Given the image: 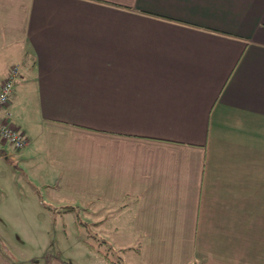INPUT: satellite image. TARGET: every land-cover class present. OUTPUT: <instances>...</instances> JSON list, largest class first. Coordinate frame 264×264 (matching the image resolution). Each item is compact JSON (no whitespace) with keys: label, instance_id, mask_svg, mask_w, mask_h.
<instances>
[{"label":"crops","instance_id":"0c3cea01","mask_svg":"<svg viewBox=\"0 0 264 264\" xmlns=\"http://www.w3.org/2000/svg\"><path fill=\"white\" fill-rule=\"evenodd\" d=\"M11 64L45 209L115 206L125 264H264V0H0Z\"/></svg>","mask_w":264,"mask_h":264},{"label":"rangeland","instance_id":"374dc122","mask_svg":"<svg viewBox=\"0 0 264 264\" xmlns=\"http://www.w3.org/2000/svg\"><path fill=\"white\" fill-rule=\"evenodd\" d=\"M28 102L35 103L32 98ZM33 111H30V116L26 113V121L21 122L15 114L9 119L23 133L29 134V127L36 118ZM5 145L9 144L0 141V153ZM29 172L31 170L18 160L0 156V245L10 259L24 264H44L48 256H58L69 264H117L115 262L119 258L123 263L132 262L133 251L113 249L108 252L104 263L99 262V253L107 252L109 245L101 243L102 239H119L114 228L115 206H107L105 211L92 203L90 211L78 213L80 219L87 223L84 225L77 221L75 211L63 213L45 209V197L31 192L35 189L27 178ZM44 202L48 203L46 199ZM100 216H108L104 225L96 224Z\"/></svg>","mask_w":264,"mask_h":264},{"label":"built area","instance_id":"2783aa9c","mask_svg":"<svg viewBox=\"0 0 264 264\" xmlns=\"http://www.w3.org/2000/svg\"><path fill=\"white\" fill-rule=\"evenodd\" d=\"M20 68L19 64H11L0 83V109L5 107L11 99L14 84L20 76ZM0 139L16 150L23 149L28 144L26 135L12 123L8 113L5 116H0Z\"/></svg>","mask_w":264,"mask_h":264},{"label":"trees","instance_id":"16d2710c","mask_svg":"<svg viewBox=\"0 0 264 264\" xmlns=\"http://www.w3.org/2000/svg\"><path fill=\"white\" fill-rule=\"evenodd\" d=\"M47 207L50 208V209H53V210H55L57 212H63V213L64 212L75 211L76 214H77V221L79 223H82L84 225H87V223L85 221H82L80 219V216L78 214V209L79 208L76 205H63V206H59V207L47 206ZM101 243H106V240L102 239ZM111 250H112V246L111 245H108L107 246V249H106L107 252L101 253V254L103 255V257H105L106 259H108V252H110ZM110 262H115V261H110ZM115 263H117V264H125V263L122 262V260L120 258ZM190 264H193V263H190Z\"/></svg>","mask_w":264,"mask_h":264}]
</instances>
